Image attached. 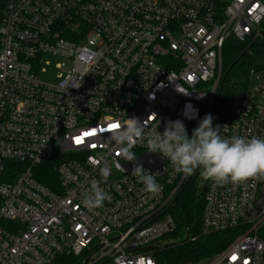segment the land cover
<instances>
[{
	"label": "built area",
	"instance_id": "1",
	"mask_svg": "<svg viewBox=\"0 0 264 264\" xmlns=\"http://www.w3.org/2000/svg\"><path fill=\"white\" fill-rule=\"evenodd\" d=\"M263 23L264 0H0V264H158L151 248L176 228L167 210L189 176L157 153L166 169L159 191L146 192L118 167L131 162L109 141L111 125L136 117L160 132L178 119L198 126L226 40L258 37ZM47 55L68 62L58 83L41 80ZM220 133L264 138V68L251 70ZM51 155L58 191L36 178ZM93 181L110 199L88 209ZM263 227L264 179L208 181L201 234L239 233L204 264H264Z\"/></svg>",
	"mask_w": 264,
	"mask_h": 264
},
{
	"label": "clouds",
	"instance_id": "2",
	"mask_svg": "<svg viewBox=\"0 0 264 264\" xmlns=\"http://www.w3.org/2000/svg\"><path fill=\"white\" fill-rule=\"evenodd\" d=\"M151 116H155L153 113ZM147 121L141 123L136 117L127 118L119 127L110 132L109 141L118 148L121 156L129 162L136 161L133 151L137 144L148 148L149 152L167 157L175 171L191 176L200 169L205 180L223 185L264 179V138L257 136H222L221 125H213V117L208 114L198 122L189 136L181 120L169 121L164 131L150 129ZM132 174L142 183L144 190L156 193L160 186L156 174L142 165H135ZM111 175L107 165L100 168V176L106 181ZM110 196L93 181L90 189L83 194V205L88 209L103 206Z\"/></svg>",
	"mask_w": 264,
	"mask_h": 264
},
{
	"label": "trees",
	"instance_id": "3",
	"mask_svg": "<svg viewBox=\"0 0 264 264\" xmlns=\"http://www.w3.org/2000/svg\"><path fill=\"white\" fill-rule=\"evenodd\" d=\"M260 68H264V23L258 37H248L245 40L229 37L226 40L221 80L209 111L213 117V125L222 127L223 123L234 115L238 101L248 84L251 70ZM196 127L193 125L188 128L189 136ZM54 163L55 156L51 155L40 167L36 178L58 191L60 184ZM10 164L15 171L22 168L17 164ZM208 181L200 176V169H197L188 177L175 202L168 208L167 212L174 218L176 228L166 235L171 237L172 242L152 246V255L158 264L207 263L214 255L226 249L238 235V229L201 234ZM259 235L264 241V227ZM192 237L196 239L192 240ZM83 259L61 256L55 264H81Z\"/></svg>",
	"mask_w": 264,
	"mask_h": 264
},
{
	"label": "rangeland",
	"instance_id": "4",
	"mask_svg": "<svg viewBox=\"0 0 264 264\" xmlns=\"http://www.w3.org/2000/svg\"><path fill=\"white\" fill-rule=\"evenodd\" d=\"M43 62L47 64V66L44 67V71L40 76L41 80L47 83H58L60 81V75L66 74L69 70V67L67 66L68 62L62 57L47 55L44 57ZM169 242H172L171 237L165 235L154 245L161 246Z\"/></svg>",
	"mask_w": 264,
	"mask_h": 264
},
{
	"label": "water",
	"instance_id": "5",
	"mask_svg": "<svg viewBox=\"0 0 264 264\" xmlns=\"http://www.w3.org/2000/svg\"><path fill=\"white\" fill-rule=\"evenodd\" d=\"M142 165L144 168L150 169L155 173L162 174L165 172L166 165L162 158L157 153L145 152L137 157L136 161H133L127 165L117 164L125 172H132L135 165Z\"/></svg>",
	"mask_w": 264,
	"mask_h": 264
},
{
	"label": "snow or ice",
	"instance_id": "6",
	"mask_svg": "<svg viewBox=\"0 0 264 264\" xmlns=\"http://www.w3.org/2000/svg\"><path fill=\"white\" fill-rule=\"evenodd\" d=\"M117 127H119V125H117V124H113V125H111V128L113 129V128H117ZM87 135H91V133H89V134H87ZM80 142V140H79V138L77 139V143H79ZM233 259H235V257H233Z\"/></svg>",
	"mask_w": 264,
	"mask_h": 264
}]
</instances>
